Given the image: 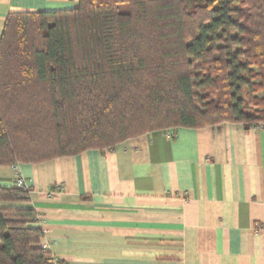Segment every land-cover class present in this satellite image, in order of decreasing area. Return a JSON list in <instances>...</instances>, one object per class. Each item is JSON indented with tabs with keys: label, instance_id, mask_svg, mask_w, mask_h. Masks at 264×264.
Wrapping results in <instances>:
<instances>
[{
	"label": "trees",
	"instance_id": "1",
	"mask_svg": "<svg viewBox=\"0 0 264 264\" xmlns=\"http://www.w3.org/2000/svg\"><path fill=\"white\" fill-rule=\"evenodd\" d=\"M223 123L264 129V0H76L6 18L0 166ZM28 194L0 187V264H55Z\"/></svg>",
	"mask_w": 264,
	"mask_h": 264
},
{
	"label": "crops",
	"instance_id": "2",
	"mask_svg": "<svg viewBox=\"0 0 264 264\" xmlns=\"http://www.w3.org/2000/svg\"><path fill=\"white\" fill-rule=\"evenodd\" d=\"M75 4L0 0V37L10 12ZM13 167L41 247L60 264H264V129L153 131L109 150L0 166V187L13 186Z\"/></svg>",
	"mask_w": 264,
	"mask_h": 264
},
{
	"label": "built area",
	"instance_id": "3",
	"mask_svg": "<svg viewBox=\"0 0 264 264\" xmlns=\"http://www.w3.org/2000/svg\"><path fill=\"white\" fill-rule=\"evenodd\" d=\"M258 128L261 129V127H258ZM13 169H14V176H15V182H14V185L17 186V187L26 188L24 179H23L22 177H20V175L18 174V172H17V170L15 169V167H13ZM257 225H258V224H257ZM258 229H259V228H258V226H257V227H256V230H258ZM42 231H43V229H42ZM43 234H44V232H43ZM44 249H46V248H44ZM56 260H57V259L54 258L52 262L56 264V262H57Z\"/></svg>",
	"mask_w": 264,
	"mask_h": 264
},
{
	"label": "rangeland",
	"instance_id": "4",
	"mask_svg": "<svg viewBox=\"0 0 264 264\" xmlns=\"http://www.w3.org/2000/svg\"><path fill=\"white\" fill-rule=\"evenodd\" d=\"M119 10L122 13H126V12H128V6L126 4L120 5Z\"/></svg>",
	"mask_w": 264,
	"mask_h": 264
}]
</instances>
